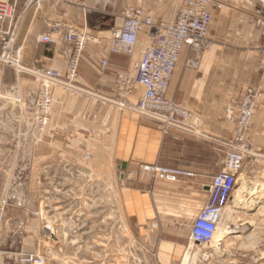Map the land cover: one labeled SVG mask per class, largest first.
<instances>
[{"label": "crops", "instance_id": "1", "mask_svg": "<svg viewBox=\"0 0 264 264\" xmlns=\"http://www.w3.org/2000/svg\"><path fill=\"white\" fill-rule=\"evenodd\" d=\"M129 5L144 8L154 22H169L180 0H83L81 6L69 9V15L48 1L40 8L26 9L25 0H19L17 35L27 38L25 48H45L38 55V65L56 69L62 78L67 77L65 55L59 47L62 34L54 33L53 43H40L39 36L56 22L86 29L94 36L81 56L72 82L75 87L58 83L55 88L58 105L47 132L56 149H72L75 143L86 142L93 155L88 167L95 176H109L114 166L119 168L124 208L133 216L135 227L141 228L163 196L167 202L180 201L172 204V211L202 209L213 176L221 168L223 152L231 151L236 136V124L226 108L247 87L262 94L247 137L252 157L264 163V0H225L223 7L213 10L212 47L202 54L196 68L186 65L188 54L184 53L168 91L169 98L193 113L191 127L175 128L168 134L131 108L144 93V87L134 81V65L152 42L149 30L140 32L132 55L109 53L111 30L122 22ZM106 57L108 64L102 68ZM127 78L132 80V91L126 90ZM157 162L191 173L180 177L186 188L177 193L178 188L163 191L164 180L141 170L142 165Z\"/></svg>", "mask_w": 264, "mask_h": 264}, {"label": "rangeland", "instance_id": "2", "mask_svg": "<svg viewBox=\"0 0 264 264\" xmlns=\"http://www.w3.org/2000/svg\"><path fill=\"white\" fill-rule=\"evenodd\" d=\"M26 39L17 35L16 45L5 54H19L26 67L41 69L37 59L45 48H25ZM4 51L0 48V55ZM0 72V264H21V257L31 253L43 256L47 264H182L190 253L186 264H264L261 159L245 157L229 202L238 216L227 222L222 237L193 243L190 228L199 210L172 211V204L180 201L167 202L164 196L137 228L119 192V168L114 166L105 177L91 173L93 155L84 141L72 149H56L47 132L52 116L40 130L31 110L40 77L17 72L7 63H0ZM50 88L54 95L59 87ZM13 95L21 96V105L6 99ZM57 105L54 100L52 112ZM229 152H223L215 174L229 167ZM162 180L163 191L178 188L177 193L187 186L183 178ZM48 224L53 233L45 228Z\"/></svg>", "mask_w": 264, "mask_h": 264}, {"label": "built area", "instance_id": "3", "mask_svg": "<svg viewBox=\"0 0 264 264\" xmlns=\"http://www.w3.org/2000/svg\"><path fill=\"white\" fill-rule=\"evenodd\" d=\"M46 1L52 8L61 9L64 15H69L71 7L81 6L83 2V0H25V8H40ZM18 2L19 0H0V48L5 50L0 56L16 45ZM222 6L219 0H180L177 12L171 21L154 22L144 8L129 5L123 13L122 22L111 30L109 53L127 55L134 53L140 32L145 28L149 30L152 42L143 50L141 58L134 65V81L144 87V93L131 108L141 116L156 122L165 134L175 128L191 127L193 113L177 100L168 97L169 87L184 53L188 54L186 65L196 68L202 54L212 47L213 41L209 37V31L213 10ZM54 33L62 34L63 40L59 47L65 55L67 77L62 78L60 73L51 67L38 69L44 78H39L40 88L32 102L31 110L39 120L41 131L45 129L52 115L54 95L51 85L59 83V85L72 86L87 43L94 39L86 29L78 30L56 22L46 33L39 36L38 41L53 43ZM108 60V57L103 59L102 68L107 66ZM27 68L31 71L29 67ZM46 78L52 83L46 82ZM131 83L132 80L127 78L126 90L132 91ZM1 85L0 72V88ZM11 89L15 91L14 88ZM261 96L259 90L247 87L241 96L238 99L233 98L226 108L228 118L236 124V136L228 154L229 167L213 176L209 185L208 199L192 222L190 235L195 242L208 244L215 238L221 215L236 189L238 171L242 168L245 157L252 155V143L247 137V130ZM120 105L126 107L124 103ZM141 170L151 177L169 181L191 175L180 168L165 166L159 162L144 164ZM21 264H47V262L43 256L31 253L21 257Z\"/></svg>", "mask_w": 264, "mask_h": 264}, {"label": "bare ground", "instance_id": "4", "mask_svg": "<svg viewBox=\"0 0 264 264\" xmlns=\"http://www.w3.org/2000/svg\"><path fill=\"white\" fill-rule=\"evenodd\" d=\"M0 63H9V64L14 65L15 66L14 68L16 69L17 72L28 71L29 70L26 66H24V64H22L19 54L16 55L15 57H12L10 55L4 54L3 56H0ZM30 70H31V72H34L40 78H44L43 76L40 75L41 74L40 71H38L36 69H34V70L30 69ZM45 81L46 82H52L51 80H49L47 78L45 79ZM56 84H58V83H56ZM70 87L71 86H67V88H70ZM2 95H3L2 89L0 88V97H2ZM6 99H12L15 102H17L19 105H21V96L18 97V96L13 95L11 97H7ZM237 214L238 213L236 212V210L234 209V207L228 203L227 206H226V208H225V210H224V212L221 215L220 224H219V227H218V230H217L215 236L222 237L223 234L228 229L227 226H226L227 222L232 217H235ZM45 228L50 233H53L54 232L53 226L50 225V224L46 225ZM192 242L194 243L195 241H193V239H192ZM196 243L199 244L198 242H196ZM191 255H192V253H190V255L189 254H186L185 257H184V260H183V263L182 264L188 263Z\"/></svg>", "mask_w": 264, "mask_h": 264}, {"label": "water", "instance_id": "5", "mask_svg": "<svg viewBox=\"0 0 264 264\" xmlns=\"http://www.w3.org/2000/svg\"><path fill=\"white\" fill-rule=\"evenodd\" d=\"M71 87H75V86H71ZM121 167H122L123 169H125V168H126V165L123 164Z\"/></svg>", "mask_w": 264, "mask_h": 264}]
</instances>
